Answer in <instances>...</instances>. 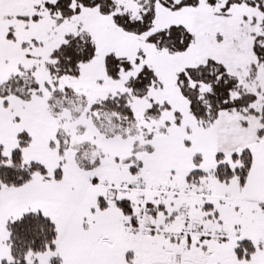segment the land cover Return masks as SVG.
I'll return each instance as SVG.
<instances>
[{
    "label": "snow or ice",
    "instance_id": "snow-or-ice-1",
    "mask_svg": "<svg viewBox=\"0 0 264 264\" xmlns=\"http://www.w3.org/2000/svg\"><path fill=\"white\" fill-rule=\"evenodd\" d=\"M0 264H264V0H0Z\"/></svg>",
    "mask_w": 264,
    "mask_h": 264
}]
</instances>
